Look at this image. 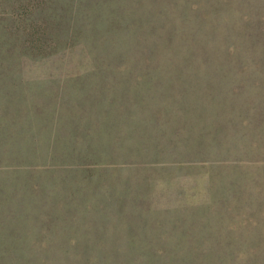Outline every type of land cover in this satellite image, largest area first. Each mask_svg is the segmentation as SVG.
<instances>
[{
  "label": "rangeland",
  "instance_id": "rangeland-1",
  "mask_svg": "<svg viewBox=\"0 0 264 264\" xmlns=\"http://www.w3.org/2000/svg\"><path fill=\"white\" fill-rule=\"evenodd\" d=\"M2 254L264 264V0H0Z\"/></svg>",
  "mask_w": 264,
  "mask_h": 264
},
{
  "label": "trees",
  "instance_id": "trees-1",
  "mask_svg": "<svg viewBox=\"0 0 264 264\" xmlns=\"http://www.w3.org/2000/svg\"><path fill=\"white\" fill-rule=\"evenodd\" d=\"M134 22H136L137 24L141 23V21H139V19L135 20ZM85 27V26H84ZM127 27V26H126ZM95 29V28H94ZM7 255L2 254L0 256V264H7Z\"/></svg>",
  "mask_w": 264,
  "mask_h": 264
}]
</instances>
